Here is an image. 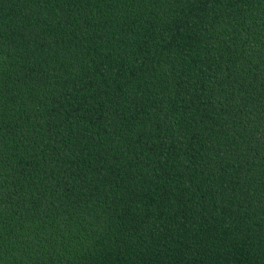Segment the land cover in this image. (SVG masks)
<instances>
[{
	"label": "trees",
	"instance_id": "16d2710c",
	"mask_svg": "<svg viewBox=\"0 0 264 264\" xmlns=\"http://www.w3.org/2000/svg\"><path fill=\"white\" fill-rule=\"evenodd\" d=\"M0 264H264V0H0Z\"/></svg>",
	"mask_w": 264,
	"mask_h": 264
}]
</instances>
